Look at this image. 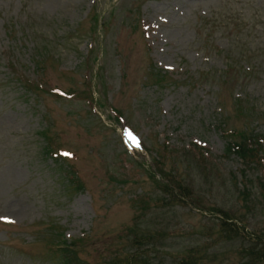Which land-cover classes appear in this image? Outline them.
<instances>
[{"label": "rangeland", "instance_id": "obj_1", "mask_svg": "<svg viewBox=\"0 0 264 264\" xmlns=\"http://www.w3.org/2000/svg\"><path fill=\"white\" fill-rule=\"evenodd\" d=\"M229 126L259 135L253 158L223 152ZM0 218V264H61L64 237L89 264H264V0H0Z\"/></svg>", "mask_w": 264, "mask_h": 264}, {"label": "trees", "instance_id": "obj_2", "mask_svg": "<svg viewBox=\"0 0 264 264\" xmlns=\"http://www.w3.org/2000/svg\"><path fill=\"white\" fill-rule=\"evenodd\" d=\"M92 19V28L90 29L91 33H96L97 32V28L99 26L103 27V21L101 20V16L98 13H93L91 16ZM101 20V21H100ZM92 47H90V49H88V51L90 53H92ZM47 49L44 48L43 45H38L36 47H34V52L32 53L31 56V60L34 64V67L37 69H42L43 67V60L45 58V53H46ZM92 59L94 61H96L97 59V55L94 54L92 55ZM85 61V60H83ZM151 72H155L157 73L156 76H163L164 74H166V70H163L161 68H158L154 65L151 66ZM97 74V72L95 71L94 76ZM221 76H226V70L224 69L221 74ZM157 78V77H156ZM224 78V77H222ZM15 79L18 80L22 87L25 88L28 91H37L40 87L41 84V78H37L39 80H37L35 78L34 80L29 81L28 78L24 79L22 78V76H15ZM74 90H68L69 93L73 92ZM89 99H91V101H94L96 106L99 107L100 106V101L98 100L97 97H95V99L92 98V96L89 97ZM239 102H241L239 100ZM238 104V109H237V114L238 115H244V116H249L252 111L251 110H246L245 108H242L240 103ZM247 118V117H245ZM227 121L226 120H222L221 121V125H226ZM224 128V127H223ZM47 127L42 128L41 130H39V133L41 134V136L43 138H45V145H43V151L44 153L47 155H49L50 157H52V160L58 162L61 157L59 156L57 149L53 148V142H52V138L50 136L47 135L46 131H47ZM224 136L227 138L226 142H225V146H224V150L223 152L228 155L231 153H234L237 157L241 158L242 160H248L253 158V156H255V152L258 150L260 144H259V140H258V134L253 132V130L248 129L247 127L244 128H234L232 126H229L227 128L224 129L223 132ZM166 149V148H165ZM157 163V162H155ZM159 167V166H158ZM161 172H160V177L159 178H155L153 176L152 173H150L151 177L153 178V180H155V182L160 186L161 189H165L166 186H170L168 183H165L162 178H166L168 174H171V172H167V170H163L162 168H160ZM68 170H71L69 167L64 169L65 174L67 172H69ZM71 175L74 174L73 172L70 173ZM161 178V179H160ZM169 179L172 180V183L174 186H176L177 188H183L185 187L184 184L182 183L184 178L182 177H174L171 178L169 177ZM76 187L78 189L82 188V185L80 183L76 184ZM172 187V186H171ZM167 191L170 192V194L174 197L176 195H174L173 191L170 190V188H167ZM222 224H227L226 221L221 220ZM232 224V223H231ZM222 230H225L223 227H221ZM153 234V233H152ZM150 233L149 230L146 231H136L130 227L126 237L127 238H131L132 239V246H130L131 249L136 250L140 248L141 244L144 245H148L150 243L149 240H145L144 239L146 237H152V235ZM82 237H78L77 239L75 238H71V240L66 239L65 237L60 241V243L57 244V251L59 252V261L61 264H89L86 262V260L79 255L78 253V244L74 245V242L76 243L78 240H81ZM58 239L55 240V242ZM69 240V241H68ZM143 241V242H142ZM141 243V244H140ZM137 244V245H135ZM135 245V246H134ZM264 245V244H263ZM246 250V249H245ZM253 257H256V259L258 258H262V256H264V249L260 248L257 252H254L253 249H249V253L252 252ZM115 252V251H114ZM144 249H141L140 253H136V252H131L127 255H125L124 257L120 256L118 251H116L114 254L111 253L108 258L103 259L102 261L96 263V264H152L151 263V258L148 257L146 254H143ZM198 256V255H197ZM175 264H200L198 262V259L196 257L190 256V255H185V256H181L177 259V262Z\"/></svg>", "mask_w": 264, "mask_h": 264}, {"label": "snow or ice", "instance_id": "obj_3", "mask_svg": "<svg viewBox=\"0 0 264 264\" xmlns=\"http://www.w3.org/2000/svg\"><path fill=\"white\" fill-rule=\"evenodd\" d=\"M137 146H139V145L137 144ZM0 219H6V218H0Z\"/></svg>", "mask_w": 264, "mask_h": 264}]
</instances>
